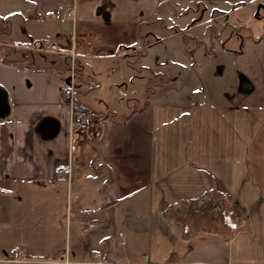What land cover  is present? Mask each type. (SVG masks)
Returning <instances> with one entry per match:
<instances>
[{
    "label": "crops",
    "instance_id": "obj_1",
    "mask_svg": "<svg viewBox=\"0 0 264 264\" xmlns=\"http://www.w3.org/2000/svg\"><path fill=\"white\" fill-rule=\"evenodd\" d=\"M7 25L0 264H264V0H0ZM44 48L56 57L37 60ZM65 58L100 82L75 99L100 113L101 136L72 135ZM105 66L120 102L96 90ZM153 72L167 80L146 96ZM213 195L226 224L208 226L212 210L178 225Z\"/></svg>",
    "mask_w": 264,
    "mask_h": 264
},
{
    "label": "rangeland",
    "instance_id": "obj_2",
    "mask_svg": "<svg viewBox=\"0 0 264 264\" xmlns=\"http://www.w3.org/2000/svg\"><path fill=\"white\" fill-rule=\"evenodd\" d=\"M7 27V28H6ZM4 29V32L0 31V36H3V37H6L5 35V32H8L10 30V26L7 25ZM34 32L37 34V36H42L43 37H47V36H50L48 33H46L45 31H40L39 29H34ZM49 32H51V36H56L57 38L61 39V40H67L69 39V32L67 31H62L60 30V28L58 27H52V30H49ZM3 33V34H1ZM32 32H31V35L28 34V33H24V35H22L21 37L23 38H30V36H32ZM27 39V40H28ZM1 37H0V48L2 47L1 45ZM31 42L34 41L35 39H33L32 37L30 38ZM60 43V42H59ZM236 43V41H229V43L227 42V45L226 46H229L231 45L234 46V44ZM60 46V45H59ZM46 48H44V50H37V52H35L34 55H36L35 57H37L39 60V56L42 55V54H46L48 55V59L51 61V58L53 57H56V53H48L46 52L47 50H45ZM28 54L30 55V53L28 52ZM135 57V56H134ZM135 60L134 58L132 59V61ZM64 61V60H63ZM38 62V61H37ZM68 64V63H67ZM38 66H44V63L41 62V64H39ZM67 66V65H66ZM119 73V70H116V71H111V69L107 66H105L103 69H102V72L101 74H99V78H101V87L96 89L98 91H106V90H111L109 92V99L112 101V102H120V99L119 98H122L123 95H120L118 92H117V87H122V88H125L124 87V83L121 81V80H118L116 79V76L117 74ZM148 75V84L151 85V87H153V84L155 82V78L153 76H151V73H146V75ZM96 76V75H95ZM115 78V79H114ZM96 90H94L93 92H96ZM150 93H147L146 96H148ZM131 97H136L135 94L131 95ZM141 98H133L132 100V104H137V103H140V100ZM218 196V195H217ZM221 199V198H220ZM216 196L213 195V197L211 198V196H207L205 201H202V203H198L192 207H189L188 211L185 213V217H176L175 220H177L176 222L178 223V225H181L183 224V222L185 220H190V223H195V221H193L192 219L193 218H190V217H194L195 214H199L201 211H203L202 213L204 215H207L206 214V211H212L214 210L213 212H216V216L218 217H209L207 218L206 220V224L210 227H214V228H219L221 226V224H226V222L228 220H230V218H226L225 214H223V216H221V211H223V206L225 205L223 203V201L221 200ZM215 205V206H214ZM234 209H237L233 206ZM231 210V209H229ZM232 211V210H231ZM184 216V215H183ZM187 216H190V217H187ZM185 219V220H183Z\"/></svg>",
    "mask_w": 264,
    "mask_h": 264
},
{
    "label": "built area",
    "instance_id": "obj_3",
    "mask_svg": "<svg viewBox=\"0 0 264 264\" xmlns=\"http://www.w3.org/2000/svg\"><path fill=\"white\" fill-rule=\"evenodd\" d=\"M82 85L85 89L97 88L100 86V82L93 79V77H88L86 80L80 78L75 61L72 59L67 67V74L62 82L61 86V96L60 99L63 102H67L71 105L72 114V135H75L78 131L89 132L93 131L94 136H101V131L95 129V124L101 121L100 113L90 107L84 106L78 103L75 99V93L78 85ZM74 148L73 145L71 147ZM71 165L64 164L59 165L56 169V177L58 179L70 180ZM215 206V205H214ZM89 226H93V223H88ZM121 235V232L118 233ZM117 245L121 248L125 247V241L123 239L117 240ZM95 256H99L98 253ZM13 261H26V257H21L17 250H12L9 257ZM93 264H112V262H107L101 259L94 260Z\"/></svg>",
    "mask_w": 264,
    "mask_h": 264
},
{
    "label": "trees",
    "instance_id": "obj_4",
    "mask_svg": "<svg viewBox=\"0 0 264 264\" xmlns=\"http://www.w3.org/2000/svg\"><path fill=\"white\" fill-rule=\"evenodd\" d=\"M66 65H67V61H66V58H65L64 59V65H63L62 68L66 69ZM152 76L156 79L154 84H153V87L155 85L161 84V83H163V82H165L167 80V76L165 74H162V73L153 72ZM153 87H151L150 84H147L146 93H150L153 90Z\"/></svg>",
    "mask_w": 264,
    "mask_h": 264
}]
</instances>
